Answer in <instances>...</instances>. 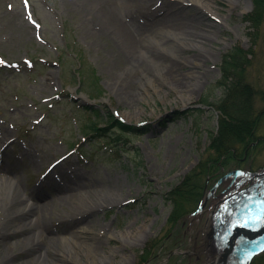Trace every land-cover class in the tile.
Here are the masks:
<instances>
[{
	"label": "rangeland",
	"instance_id": "1",
	"mask_svg": "<svg viewBox=\"0 0 264 264\" xmlns=\"http://www.w3.org/2000/svg\"><path fill=\"white\" fill-rule=\"evenodd\" d=\"M170 1L180 3L175 7L191 39L158 30L148 43L166 59L180 58L182 75L193 72L184 90L161 78V61L130 60L119 39L102 29L94 3L0 0V191H16L24 203L35 198V209L22 216L11 205L0 208V224L18 231L0 244V264H213L220 255L211 237L233 223V213L215 222L226 214L222 201L239 180L250 183L236 167L264 170V142L246 160L238 159V149L235 158L211 165L202 196L210 194L198 212L190 214L193 199L185 204L189 214L172 222L167 195L219 156L211 142L222 116L223 55L237 47L249 52L246 83L252 93L264 87V10L255 0ZM125 3L110 0L105 7L124 17ZM257 10L255 24L249 17ZM200 53L205 58L194 60ZM95 112L98 137L83 128ZM110 114L146 132H126L107 121ZM222 170L231 173L218 183ZM244 192L236 190L227 208ZM40 228L44 246L33 241Z\"/></svg>",
	"mask_w": 264,
	"mask_h": 264
},
{
	"label": "trees",
	"instance_id": "2",
	"mask_svg": "<svg viewBox=\"0 0 264 264\" xmlns=\"http://www.w3.org/2000/svg\"><path fill=\"white\" fill-rule=\"evenodd\" d=\"M255 3L259 9L264 10V0H255ZM261 16L262 12L257 10L254 14L250 15L249 19L257 24L261 20ZM248 53L249 52H245L243 49L237 47L223 55V62L221 64L222 78L219 81V86L223 87L224 96L222 100H220V104H218L222 116L220 118L219 130L215 135H212L211 142V150L219 154V156L216 160H207L205 165H200L202 167L198 166V169L186 175L181 183L168 192L167 198L173 203L172 222L179 220L182 217L181 215L189 214V211H184L186 203L191 202L193 199H195L197 203L200 201L205 189L203 186L205 175L211 173V165L215 167L220 164L219 161L222 155H231L234 158L236 148L239 149V144L243 145L242 148H244L245 146H250L251 142L254 140L253 130L255 124L254 120H252L254 111L253 104L250 100L252 90L250 89V84L246 83L245 80L247 72L246 66L250 62L247 57ZM87 116L88 121L83 125V128L89 133H95L94 136L96 137L101 130V127L98 126V122L96 121L98 112L92 115L88 113ZM109 116L108 122L112 123L114 126H119L126 132L127 130L130 133L135 130L140 131V133L146 132L145 128L141 131L140 128L136 129L134 126H129L121 122L114 114H110ZM113 140L115 141L114 144L119 145L123 143V141L118 139ZM201 175H204L203 181ZM249 264H264V251L255 256Z\"/></svg>",
	"mask_w": 264,
	"mask_h": 264
},
{
	"label": "bare ground",
	"instance_id": "3",
	"mask_svg": "<svg viewBox=\"0 0 264 264\" xmlns=\"http://www.w3.org/2000/svg\"><path fill=\"white\" fill-rule=\"evenodd\" d=\"M85 1L87 2V5L94 3L96 6L100 7V10L95 14L98 15V19L100 20V25L102 29H104V31L106 32L110 31L119 39L122 47L129 54L130 60L135 62L136 58L140 57L142 59L143 65L144 64L148 65L150 63L149 62L150 58L154 59L155 61L156 60L161 61L160 62L161 69L159 72L161 78L162 79L166 77L171 78V80H174V84L178 88H180L181 90L186 89L187 87L186 78H188L189 77L188 75L192 74L193 72L190 71L187 72L186 75H182V73H180V70L182 68L181 66L183 62L180 58H177V56L174 55L172 59L170 58L171 60L166 59V57L161 52L158 46L155 47L152 45L153 46L152 47L148 43L149 39L151 37H154L158 32V30L160 31L168 30L177 34L188 33L189 36L187 38L191 39L193 33L189 30L188 24L182 21L178 16V12L180 11V9L175 7L177 6V4H180L179 2H177L174 6V2H171L169 0L164 3L166 8L162 6H155V8H152L153 6H151V4L153 0H142V1L140 0L138 4L136 0H126L125 3L127 4L126 5L127 10L125 12L126 16L122 17L112 7H110V9L107 10L105 5L109 3L110 0H85ZM197 1L200 2L199 0ZM234 1H238V0H234ZM145 3L146 4L149 3V5L147 6ZM162 4L163 3H161V5ZM243 8L246 9L245 6ZM163 9L164 10L166 9V11L164 13H161V15H159V11ZM197 36L200 37V35ZM183 37L186 38V36ZM201 37L202 38L205 37L206 39L210 38L209 35L206 33H204V35H201ZM205 54L204 53H200L197 55L195 54V56L198 57H194V60H198L199 56L205 58ZM62 176L67 178L69 177L67 173H63ZM67 181L68 183H70V180ZM53 184H57V183L53 182ZM59 187L62 190H64V187L62 185H59ZM10 191L11 189L9 188L5 189L4 191H0V204H1L0 208H5V205L6 206L11 205L12 207H14V211L12 214H14L15 217L30 213L31 211H33V209H35L34 203L32 202V200L35 201V198H33L29 202L25 201L24 203V200L20 197L18 192L14 191L15 193L14 192L11 193ZM44 193L45 192L41 189L36 194L39 198H41L44 197ZM45 204L46 207L44 211L46 212L47 205L49 204V202ZM43 216H45V214H43ZM69 216L74 217V215H69ZM41 221L42 224L45 225L46 220L43 217ZM31 222L32 221H30L29 224H31ZM45 227L47 229L48 225H46ZM42 230L43 229L40 228L39 230L41 231L39 232L40 234L35 233L33 235V241H36L44 246L48 239H46L45 232ZM17 232H18L17 230L13 232L10 231V228L7 227L6 224H0V244L5 243L4 245H6L8 243V239L10 238V235L16 236ZM4 245L0 248L2 251L4 250Z\"/></svg>",
	"mask_w": 264,
	"mask_h": 264
},
{
	"label": "water",
	"instance_id": "4",
	"mask_svg": "<svg viewBox=\"0 0 264 264\" xmlns=\"http://www.w3.org/2000/svg\"><path fill=\"white\" fill-rule=\"evenodd\" d=\"M263 228L257 230L253 228H248L245 223L239 224V227L236 228V231L233 234V238L230 240V245L227 247L226 251L222 254V260L223 262L227 261V257L229 255V251H231V248L234 245V239L236 240L240 238L241 236L246 237V239L249 241L246 246L249 248L248 250H252L254 252L258 251L260 248L264 247V226ZM244 254L240 253L238 256L241 258ZM247 257V256H246ZM247 259V258H246ZM238 261H240L238 259ZM238 261H235L234 264L238 263ZM245 258L242 260V262L239 264H244Z\"/></svg>",
	"mask_w": 264,
	"mask_h": 264
},
{
	"label": "flooded vegetation",
	"instance_id": "5",
	"mask_svg": "<svg viewBox=\"0 0 264 264\" xmlns=\"http://www.w3.org/2000/svg\"><path fill=\"white\" fill-rule=\"evenodd\" d=\"M254 93H252V104H253V114H252V120H254L255 128L253 130L254 132V138L256 139V142L254 143H262L264 142V134H261L260 131H264V87L263 88H256L254 89ZM259 100L261 101V104L259 103ZM246 151L248 149L246 148ZM248 153V152H247ZM247 159V156L245 158Z\"/></svg>",
	"mask_w": 264,
	"mask_h": 264
}]
</instances>
